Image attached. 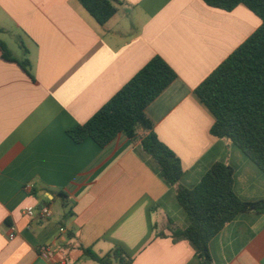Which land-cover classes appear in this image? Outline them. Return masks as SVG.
I'll return each mask as SVG.
<instances>
[{"label": "crops", "instance_id": "0c3cea01", "mask_svg": "<svg viewBox=\"0 0 264 264\" xmlns=\"http://www.w3.org/2000/svg\"><path fill=\"white\" fill-rule=\"evenodd\" d=\"M118 1L99 25L77 0H0V40L13 58L28 59L31 74L0 51V264H96L82 249L102 255L115 246L131 264H198L190 243L171 236L186 218L138 137L120 133L101 148L66 133L154 56L176 78L145 114L180 160L181 182L193 186L222 162L235 168L241 198L264 199V174L210 134L213 116L194 94L260 19L242 4L224 11L202 0ZM26 206H47L51 215L28 219ZM208 249L213 264H264V213L237 215Z\"/></svg>", "mask_w": 264, "mask_h": 264}, {"label": "trees", "instance_id": "16d2710c", "mask_svg": "<svg viewBox=\"0 0 264 264\" xmlns=\"http://www.w3.org/2000/svg\"><path fill=\"white\" fill-rule=\"evenodd\" d=\"M99 25L117 10L118 0H77ZM207 6L231 11L242 4L261 21L260 26L234 49L195 89L194 94L213 116L210 134L236 146L264 174V0H202ZM1 57L16 62L29 76V61H18L0 40ZM176 78L175 71L159 56L151 58L85 123L66 131L76 143L92 139L107 146L118 134L138 142L155 164L161 180L173 187L177 205L186 218L183 228L170 227L174 239L192 246L198 264H213L210 240L241 213H264V199L245 200L234 190L235 168L213 163L193 186L181 181L180 160L153 132L145 108ZM145 132L138 136V132ZM66 201V196L59 194ZM83 254L96 264H131L119 246L105 254L91 248Z\"/></svg>", "mask_w": 264, "mask_h": 264}, {"label": "built area", "instance_id": "2783aa9c", "mask_svg": "<svg viewBox=\"0 0 264 264\" xmlns=\"http://www.w3.org/2000/svg\"><path fill=\"white\" fill-rule=\"evenodd\" d=\"M23 214L28 218V219H33L36 217L39 218H48L51 215L50 208L47 206H40L38 208L34 206H26L23 208ZM9 239H12L15 234V227L10 226L9 227ZM60 231H63V229H60ZM49 253V247L44 245L40 248V255L43 258H46ZM55 264H70V262L67 260V258H62L59 261H57Z\"/></svg>", "mask_w": 264, "mask_h": 264}]
</instances>
